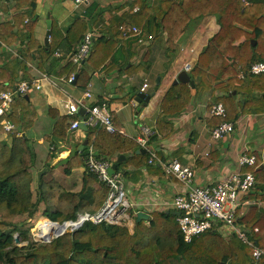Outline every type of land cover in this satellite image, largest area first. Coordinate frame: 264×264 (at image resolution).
<instances>
[{"label": "trees", "instance_id": "trees-1", "mask_svg": "<svg viewBox=\"0 0 264 264\" xmlns=\"http://www.w3.org/2000/svg\"><path fill=\"white\" fill-rule=\"evenodd\" d=\"M14 1V18L27 19L19 34L25 49L19 51V57L7 59L9 61L0 58V91L13 90L21 73L28 76L27 62L32 53L37 57L38 67L44 69L55 49L51 44L36 46L34 41L37 0ZM135 7L137 11H133ZM95 9L93 5L87 9L89 18ZM204 17H215L219 29L208 39L188 73L195 83L196 97L209 93L213 103L225 107L226 115L213 116L212 126L236 122L245 114H263L264 73L253 75L249 67L264 60V0H135L129 12L110 18L109 37L94 39L93 50L86 61L93 70L103 68L110 58L106 70L114 63L119 73L133 74L148 69L150 44L140 62L133 63V50L139 42L132 37L125 38L121 27L136 25L145 36L153 37V43L163 40L173 52L189 23ZM71 29L68 42L79 40L80 43L86 31L85 22L77 20ZM1 41L11 46L16 38L11 36V40H7L0 34ZM54 68L55 65L48 64V72ZM7 72L10 77L3 81ZM61 72H66L67 78L74 74V83L82 86L90 78L86 70L70 61ZM240 73H243L242 78H239ZM25 95L14 97L11 111L5 116L14 128L7 134L8 139L0 140V264H264V256L255 261L250 246L237 237L226 239L215 229L196 236L189 243L184 242L176 221L178 215L166 210L151 211L148 221L135 219L132 232L124 226L85 221L78 229H68L49 242L30 241L29 230H24L17 221L20 216L32 215L41 204L43 221H75L81 214L93 215L100 211L108 187L85 169L78 190L67 189L55 179L45 181L44 176L33 190L36 154L22 134L32 127L36 114ZM191 101L188 83L171 85L165 91L159 102L152 142L166 139L175 132L173 118L182 114ZM53 117L51 137L68 140V135L72 134L70 124L76 116L54 114ZM85 134L97 153L116 165L115 171L125 174L129 166L147 165L148 156L136 153L139 146L135 140L103 128H88ZM51 137H48L50 146L55 147ZM121 154L125 159L118 162ZM254 155L258 166L245 168L256 178V185L247 198L264 203V166L259 168L260 157ZM51 157L48 154L45 160L44 166L48 169ZM81 165V151L76 146L65 160L64 173L70 175L73 168ZM154 167L159 171L160 167ZM240 223L250 229L251 240L264 251V206L251 205ZM15 234L27 241V245L18 247Z\"/></svg>", "mask_w": 264, "mask_h": 264}, {"label": "crops", "instance_id": "crops-1", "mask_svg": "<svg viewBox=\"0 0 264 264\" xmlns=\"http://www.w3.org/2000/svg\"><path fill=\"white\" fill-rule=\"evenodd\" d=\"M134 1L82 0V2L77 3L76 0H37L36 23L33 30L34 41L37 43L36 46L40 47L53 45L55 47L54 53L47 64H44V69L38 67L37 57L32 53L31 60L27 62L30 68L28 76L24 77L21 73L16 82L32 79L40 73L50 75L55 82V84L47 81L42 82L41 90H31L25 95L28 102L34 107L36 114L32 127L23 133L36 154L33 167L34 170L37 169L36 173L45 167L48 154L51 156L56 154L59 158V161L56 159L52 161L51 159L49 167L55 170L60 168L64 172L66 158L76 146L79 147L84 140H87L86 131L82 129L73 130L72 134L68 135V140L51 137L55 122L54 114L66 115L64 104L69 100L81 98L85 90H89L93 94L94 100L102 97L109 100L113 122L123 131L122 135L134 140L140 135L139 127L141 124L155 127L161 97L173 85L178 73L184 70L185 63L191 62L193 64L200 51L205 48L208 39L219 29L215 17L195 19L196 25L191 28L186 38H182L183 42L179 43V47H176L173 52L165 46L163 40H157L159 45L155 44L157 41L153 43L152 40H147L135 47L133 50L135 55L132 56V61L137 64L148 48L146 46L150 44L148 69L134 71L133 74L119 73L116 71L114 63L111 69L106 70L107 65L110 64V58L103 68L93 70L85 61L82 68L87 71L90 77L85 86L80 83L66 82L67 73H62L61 70L64 69L67 61L64 57H55L54 54L58 51L65 56L77 47L79 40L68 42V31L75 21L85 22V33L91 30L95 33V38H107L110 34L108 28L110 18L129 12ZM14 3V0H0V34L7 40H11V36L16 38L11 46L0 42V58L5 61L19 57V51L25 49L19 34L24 29L27 19L23 21L21 18H14L16 13L12 10ZM92 5L96 6V9L92 13V17L89 18L86 11ZM79 30L75 31L74 37ZM190 49H194V52L192 53ZM50 63L56 68L48 72L47 68ZM9 77L10 74L7 72L2 80L6 81ZM158 77L160 84L153 95V88ZM145 83L148 84V87L143 93L150 95V99L146 106H142L143 102L136 104L135 99ZM222 94L224 93L218 95ZM213 102L209 93L196 97L195 90L189 106L182 114L173 118L175 132L166 139H158L152 142V146L158 152L159 157L166 160H177L183 165L193 167L195 181L199 185L218 181L236 170L238 158L245 151L247 154L258 155L262 162L261 166H264V158H261L264 139V113L241 115L237 120L235 131L211 147L209 144L210 131L213 128L211 123L213 116L210 114V108L214 104ZM91 103L92 100L87 101V105ZM48 137L55 141L54 151H50L52 147ZM3 139H8V136L0 132V140ZM64 146L67 147V156L61 159L62 154L57 153V149ZM206 153L208 154L206 155ZM57 166L59 167L56 168ZM154 166L160 167L158 164H147L139 168L129 166L124 172L125 174L123 171L121 172L125 185L130 192L131 200L135 204V210L137 213L144 211L149 215V219L151 218L149 214L151 211L177 212L170 203L175 195L184 190L179 181L167 176L161 167L158 171ZM245 168L242 169L245 170ZM84 171V165L73 168L70 175L66 174L72 179L65 178L64 187L70 190H78ZM46 172H48V168ZM50 179L53 178L51 176L45 178L44 176L45 181ZM263 206L264 203H262Z\"/></svg>", "mask_w": 264, "mask_h": 264}, {"label": "built area", "instance_id": "built-area-1", "mask_svg": "<svg viewBox=\"0 0 264 264\" xmlns=\"http://www.w3.org/2000/svg\"><path fill=\"white\" fill-rule=\"evenodd\" d=\"M77 3L82 0H76ZM246 4H248L246 2ZM135 7L133 11H137ZM125 38H134L139 43L151 41L152 36H145L144 32L136 25L121 27ZM95 33L87 31L80 43L71 53L63 56L60 52H55V57H64L75 65L85 62L93 50ZM184 50V49H182ZM194 52V49H190ZM192 68L191 62L184 65V70L189 72ZM249 72L253 75L264 73V60L257 61L250 65ZM243 73L239 74V78ZM55 84L53 78L45 73H40L32 79L22 80L17 83L13 90L0 91V132L10 133L14 126L5 117L11 111V104L16 95H25L31 90H41L42 82ZM66 82H74V74L66 79ZM148 87L143 84L141 92ZM92 103L87 105V101ZM109 100L106 97L94 100L93 94L85 90L79 99L69 100L64 104L66 115H75L76 118L71 121L70 130L80 129V123L83 122L88 128H103L109 133H120L119 129L113 122ZM84 110L81 117L79 112ZM211 116L224 117L226 110L223 104L214 103L210 108ZM236 122H222L210 131V146L224 140L230 136L236 129ZM140 135L134 140L139 148L145 149L148 155L147 164H158L163 172L179 181L184 190L175 195L170 203L171 207L178 211L176 218L180 233L184 242H191L196 236L207 231L215 229L226 239L237 237L241 242L251 247L252 257L258 261L264 256V251L260 249L250 237V229L240 223L247 209L254 204L262 206L247 195L254 189L256 178L253 172L243 170L245 167H254L256 157L254 154H247L245 151L238 158V168L218 181H212L205 185H199L195 181V170L193 167L183 165L177 160H166L158 156V152L153 148L151 137L155 134V127L141 124L139 127ZM261 158H264V139ZM52 150L55 148L52 147ZM208 153H206L207 155ZM81 159L85 169L97 176L108 187L107 198L99 212L95 214H81L75 221L70 222L67 229H78L85 221H92L95 224L107 223L111 225L124 226L133 231L137 211L135 204L131 200L130 192L125 185L123 174L113 171V162L99 155L91 143H87L81 150ZM262 163V162H261ZM48 220V219H47ZM50 221V220H48ZM51 222V221H50ZM67 229L65 231H67ZM257 231V229H255ZM257 264V263H255Z\"/></svg>", "mask_w": 264, "mask_h": 264}, {"label": "water", "instance_id": "water-1", "mask_svg": "<svg viewBox=\"0 0 264 264\" xmlns=\"http://www.w3.org/2000/svg\"><path fill=\"white\" fill-rule=\"evenodd\" d=\"M164 36H165V40H166L167 39V34L165 33ZM83 63L84 62H82L80 65H78L79 69L82 67ZM177 83H188L190 85V87H191L192 94L194 95V93H195V83H194L193 80H191L188 72H186L185 70L180 71L178 73L177 77L175 78V80L173 82V85L177 84ZM159 84H160V79L158 77L156 82H155V86L153 88V91H154L153 95L157 91V89L159 87ZM149 99H150V95H146L145 93L140 92V93L137 94V97L135 99V103L137 104V102L138 103H142L143 102L141 105L142 106H146L148 104ZM84 113H85L84 110H80V112H79L81 117L84 115ZM80 129H82L84 131H87L88 127L83 122H81L80 123ZM87 143H88V140H84L83 143L79 145L78 150L81 151L83 146L86 145ZM57 153L62 154L61 159L65 158L67 156V147L64 146V147H61V148L57 149ZM136 153L146 154V150L141 148V149H138L136 151ZM51 159H52V161L55 160V159L57 161H59V158L57 157L56 154L52 155ZM124 159H125V156L123 154H121V155H119L117 161L118 162H122ZM262 167H263V165L260 166L259 168H262ZM115 168H116V165L114 164L113 167L110 169V172H113L115 170ZM46 171H47V168L44 167L39 172H37V183L40 182L42 176L46 173ZM169 212L170 211H166V213H169ZM173 214L178 215L179 212L177 211V212H175ZM141 219L148 220L149 219V215L147 213H145L144 211H139L137 213V215H136V221H140ZM51 222L57 224L60 227L59 232L55 236V237H58V236L62 235L65 232V229L61 230V228L64 226V224L67 223V222L70 224V222H72V221H65V222H62V223L55 222V221H51ZM38 231H39V229H38ZM53 238H43L42 241L43 242H49ZM15 241L18 242V239L16 238Z\"/></svg>", "mask_w": 264, "mask_h": 264}, {"label": "rangeland", "instance_id": "rangeland-1", "mask_svg": "<svg viewBox=\"0 0 264 264\" xmlns=\"http://www.w3.org/2000/svg\"><path fill=\"white\" fill-rule=\"evenodd\" d=\"M196 23H197L196 20H193L192 22L189 23V25L187 27V30H186V32L183 35V39L186 38V36L191 31V28L194 27L196 25ZM183 39L179 43H182ZM179 43H178V45H179ZM155 44L159 45V41H157ZM178 45H177V47H179ZM50 151H54V150L50 149ZM58 167L59 166H57L56 168H58ZM36 170H34V168H33V173H34V181H33V184H32L33 190H35V188L37 186V173H36ZM74 174H76V173H74ZM44 176H45V178L51 176L53 179H55L58 182H60V184H62L63 186L65 185V183H64L65 182L64 181L65 178L68 177V178L72 179L71 176H67L63 171H61L60 168H58L56 170L54 168H49L48 172H46ZM42 211H43V207L40 204L39 208L32 215L25 214V215L20 216L18 218V220H17L19 225L24 230H29L28 231V237H29L30 241L43 242L42 241L43 238H37L38 229L40 227H43V223H44V221L42 220L43 217L41 216ZM15 238L18 239V242H16V245L18 247H24L25 245H27V241L20 240L19 237L17 236V234H15Z\"/></svg>", "mask_w": 264, "mask_h": 264}, {"label": "bare ground", "instance_id": "bare-ground-1", "mask_svg": "<svg viewBox=\"0 0 264 264\" xmlns=\"http://www.w3.org/2000/svg\"><path fill=\"white\" fill-rule=\"evenodd\" d=\"M69 223H65L64 226L61 228L62 229H67ZM60 227L52 223L50 221H44L43 227L39 228V231L37 233V238H53L56 236V234L59 232Z\"/></svg>", "mask_w": 264, "mask_h": 264}]
</instances>
